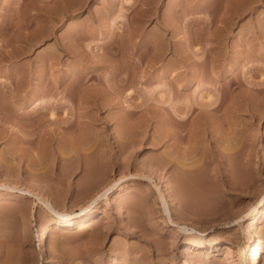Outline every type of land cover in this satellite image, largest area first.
<instances>
[{
	"label": "rangeland",
	"instance_id": "374dc122",
	"mask_svg": "<svg viewBox=\"0 0 264 264\" xmlns=\"http://www.w3.org/2000/svg\"><path fill=\"white\" fill-rule=\"evenodd\" d=\"M244 3L0 0V182L79 212L131 176L74 226L0 192V264H255L264 0ZM144 173L167 180L174 218L198 231L171 225ZM45 227L48 254L35 238Z\"/></svg>",
	"mask_w": 264,
	"mask_h": 264
},
{
	"label": "bare ground",
	"instance_id": "6f19581e",
	"mask_svg": "<svg viewBox=\"0 0 264 264\" xmlns=\"http://www.w3.org/2000/svg\"><path fill=\"white\" fill-rule=\"evenodd\" d=\"M255 1L256 0H246V1L244 0L245 3L242 5H244L246 7V5H245L246 3L251 4ZM249 6L251 7V5H249ZM8 21H9V19H8ZM199 123L201 125V122H199ZM86 136H87V134H86ZM257 146L263 148V142L260 138L257 139ZM97 164H99V163H97ZM99 166H101V164H99L98 167ZM102 166L104 167L103 164H102ZM103 167H100V170L99 169L96 170L95 169L96 167H95V168H93L94 170L91 169V171L87 172L88 174H85V175H87V178H89V179H92L93 176H96V178H97L99 176L98 174H100V171H102L101 169ZM103 170H104V168H103ZM156 175H157V173H156ZM159 175L160 174H158V177L157 176L155 177V175H153L152 173H144L141 175V177H143L147 181H150L156 187L157 191L159 192L161 201H162L164 214L167 216L171 225L178 227L185 234L192 235L195 231H198L197 228H195L194 226H189L188 224L181 223L178 220H176V218H174V216H175L173 214L174 209L172 210V204H171L172 202H170V198L172 197L170 185L163 176H162L163 177L162 178ZM129 177H131L130 174L128 176L127 175L120 176L118 179H115V181H113L112 183L110 182V184L104 185V187L101 188V190L98 191L95 196H93L86 204L81 206L79 212L78 211H73V212L67 211L66 212L65 210L64 211L58 210L56 205H54L51 200H49L48 198L45 197V194L43 195L42 193H39L36 190H33L27 186L21 187L17 183H13V184L11 183L10 184L9 182H0V192L7 191V192H18L20 195H26V194L33 195L36 197V199H38L39 203H43V205H46V207H48V209L50 211H52L53 213L56 214V218L54 219L53 223H57V224L63 225V226H74L78 223L85 224L86 222L87 223L90 222V220L92 218L90 216V213L98 205V200L99 199H103V200L108 199L110 194L115 189L121 188L122 183L126 179H128ZM93 180H94V178H93ZM89 181L90 180H88V182ZM160 181L163 182L161 185L159 184ZM81 182H85V179ZM162 186H163V188H162ZM187 188H188V185L186 183V189ZM262 215H264V200H262L261 207L259 208V210L257 209V212L255 213L254 217L251 219V231L249 232L248 239H247V242L251 243V253L256 256L255 264H262L261 255H262V250L264 248V241L261 239V237H258L256 234L257 227H258V221L260 220ZM47 234H48V229L46 227L38 229L37 233L35 234V238L39 242L38 249L42 254H48V244L46 241ZM188 244H190L191 247H194V248H202L205 246L203 239H201L199 237L191 239L190 241H188ZM224 248H226L227 250H232V248L229 245L224 244ZM111 264H113V263H111Z\"/></svg>",
	"mask_w": 264,
	"mask_h": 264
}]
</instances>
